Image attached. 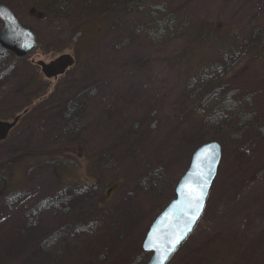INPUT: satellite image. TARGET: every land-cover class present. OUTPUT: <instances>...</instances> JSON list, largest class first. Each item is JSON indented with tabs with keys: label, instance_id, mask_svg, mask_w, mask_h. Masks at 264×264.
Here are the masks:
<instances>
[{
	"label": "rangeland",
	"instance_id": "374dc122",
	"mask_svg": "<svg viewBox=\"0 0 264 264\" xmlns=\"http://www.w3.org/2000/svg\"><path fill=\"white\" fill-rule=\"evenodd\" d=\"M0 4L37 40L29 58L0 54V119L32 105L0 142V165L27 159L14 170L23 178L15 188L4 189L9 172L0 170V264H146L151 255L141 245L172 199V172L182 175L210 142L222 153L215 181L168 264H264V0ZM156 7L175 19L158 38ZM98 22L105 28L97 25L91 54L82 52L64 76L43 79L48 89L24 90L40 78L34 63L72 56L79 31L88 36ZM218 98L248 122L237 114L214 125L206 111ZM67 105L68 123L58 112ZM29 154L63 158L71 169L66 174L59 159L58 172L32 166Z\"/></svg>",
	"mask_w": 264,
	"mask_h": 264
},
{
	"label": "water",
	"instance_id": "95a60500",
	"mask_svg": "<svg viewBox=\"0 0 264 264\" xmlns=\"http://www.w3.org/2000/svg\"><path fill=\"white\" fill-rule=\"evenodd\" d=\"M30 13L32 14L34 11L32 10ZM38 17L40 18L41 15H38ZM0 20L3 22V29L0 32V53L10 52L17 58L27 56L35 48L33 34L29 30L22 28L12 13L2 5H0ZM71 63L72 61L69 57H61L48 65L42 63H38V65L41 67L46 78H51L62 74L65 68L69 67ZM15 123L16 119L11 124L0 122V141L6 138L7 133ZM219 160L220 147L216 143L204 144L194 151L187 171L176 185L174 199L153 221L146 234L142 244V250L152 253L147 264H161L165 246L169 245V241L174 238V234L178 230L185 229V225L188 224L190 193L193 190L198 191L197 186L203 184L202 207L197 215V219L193 223L188 224L190 230H184L183 239L168 254V258L163 261V264H166L190 233L202 213L205 199L211 182L215 177ZM201 173L206 174V183L204 178L201 177ZM157 247L160 248V251L155 250Z\"/></svg>",
	"mask_w": 264,
	"mask_h": 264
},
{
	"label": "trees",
	"instance_id": "16d2710c",
	"mask_svg": "<svg viewBox=\"0 0 264 264\" xmlns=\"http://www.w3.org/2000/svg\"><path fill=\"white\" fill-rule=\"evenodd\" d=\"M150 10H151V12H150L151 13V19L153 18L152 20L155 22V24H153V26H152L153 27L152 31L154 33L155 38H158L159 36H164L165 30H167V31L172 30L174 23H175V19L171 13H168L165 9H163L161 7H156L154 9H150ZM97 25L102 27V23L99 24V22L88 24V36L86 35V33L84 31H82V32L79 31L83 35L82 40L79 41V43L76 46H74L73 48H77L74 52H76L80 57L82 54L81 53L82 50H84V52L88 50V55L93 52V49H94V47L97 43V40L99 38V36L96 37V35H95V30H98ZM93 31H94V33H93ZM221 102H223V104H221ZM205 103H208V102L204 101V104ZM209 103H210V106H208V110L206 111V113H207L206 116L210 118V121H212L214 125L219 121L220 118H225V121H226V120H230V117H232V116L237 117V114L240 115V121L243 124L247 123L249 120V118H247L246 114L243 115V112L239 108V106L232 104L227 99H224V100L223 99L221 100L219 98L216 100L211 99V101ZM73 114L65 116L67 123L74 120ZM221 114L224 115L225 117H222ZM212 122H210V123H212ZM58 159L60 161H62V162H60V164H63V158H58ZM58 159H53V160L55 162H58ZM14 162L15 161L12 160L6 164L0 165V170H2L3 172L14 171V169H15ZM66 164H68V163L66 162L64 165H66ZM180 176H181V171H173L171 176H170L171 182H172V187H171L172 196H173V190H174L175 184L178 181V179L180 178ZM7 178L9 179V181H7L6 178H1V180H2L1 182L4 184L5 187H7V185H10L12 180H14L9 175ZM182 247L183 246L180 247V249L176 252V254L179 251H181Z\"/></svg>",
	"mask_w": 264,
	"mask_h": 264
},
{
	"label": "snow or ice",
	"instance_id": "6c2138e0",
	"mask_svg": "<svg viewBox=\"0 0 264 264\" xmlns=\"http://www.w3.org/2000/svg\"><path fill=\"white\" fill-rule=\"evenodd\" d=\"M200 175L202 178H204L206 183V174L201 173ZM197 187H198V191L193 190L189 195L190 214H189L188 224L193 223L197 219V215L202 207L204 185L201 184L198 185ZM188 224L185 225V229L178 230L174 234V238H172L169 241V245L165 246L161 264H163L164 260H167L168 254L171 253L175 249L176 245L180 242V240L183 239L184 230H190V228H188ZM155 250L160 251V248L157 247Z\"/></svg>",
	"mask_w": 264,
	"mask_h": 264
},
{
	"label": "flooded vegetation",
	"instance_id": "af4514ba",
	"mask_svg": "<svg viewBox=\"0 0 264 264\" xmlns=\"http://www.w3.org/2000/svg\"><path fill=\"white\" fill-rule=\"evenodd\" d=\"M50 87L49 84H38V85H33L31 86L32 89L34 90H40V89H48ZM27 109V108H26ZM25 109V110H26ZM30 110V108L27 110V112L25 114H23L22 116H20V118L16 121L15 125L12 127V129L10 130L9 134H11L21 123V120L22 118L28 113V111ZM17 116L14 115L13 117H9V118H2L0 119V122H12L14 121V119L16 118ZM8 134V135H9Z\"/></svg>",
	"mask_w": 264,
	"mask_h": 264
},
{
	"label": "bare ground",
	"instance_id": "6f19581e",
	"mask_svg": "<svg viewBox=\"0 0 264 264\" xmlns=\"http://www.w3.org/2000/svg\"><path fill=\"white\" fill-rule=\"evenodd\" d=\"M234 119L233 117H230V120Z\"/></svg>",
	"mask_w": 264,
	"mask_h": 264
}]
</instances>
